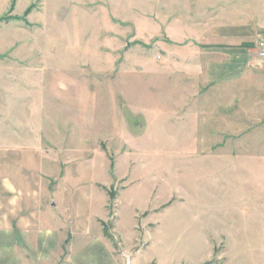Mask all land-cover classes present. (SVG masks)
Segmentation results:
<instances>
[{
    "label": "rangeland",
    "instance_id": "obj_1",
    "mask_svg": "<svg viewBox=\"0 0 264 264\" xmlns=\"http://www.w3.org/2000/svg\"><path fill=\"white\" fill-rule=\"evenodd\" d=\"M243 3L0 0V155L75 188L123 264H264V104L198 125L230 99L180 72L187 35Z\"/></svg>",
    "mask_w": 264,
    "mask_h": 264
},
{
    "label": "crops",
    "instance_id": "obj_2",
    "mask_svg": "<svg viewBox=\"0 0 264 264\" xmlns=\"http://www.w3.org/2000/svg\"><path fill=\"white\" fill-rule=\"evenodd\" d=\"M243 4L245 7L237 11L242 16L213 13L209 22L200 23L203 27L194 31L195 37L187 35L200 45L186 42L188 53L195 48L190 56L196 60L192 64L184 61L181 74L220 89L230 99L226 105L239 104L241 108L231 115V107L216 110L224 104L216 101L210 109L201 106L186 112V119L194 117L198 125L209 124L211 128V116L220 113L226 114L227 123L238 116L241 125L249 126L253 119L248 121L246 107L264 104V57H258L253 49L259 35L264 39V16L257 13L262 3L246 0ZM205 37L208 39L204 41ZM8 146L4 145L0 155V264H123V257L105 238L98 219H85L87 206L77 207L76 189L59 188V174L44 178L35 170H27L21 163L29 157H8L12 149ZM61 195L64 205L59 203Z\"/></svg>",
    "mask_w": 264,
    "mask_h": 264
},
{
    "label": "built area",
    "instance_id": "obj_3",
    "mask_svg": "<svg viewBox=\"0 0 264 264\" xmlns=\"http://www.w3.org/2000/svg\"><path fill=\"white\" fill-rule=\"evenodd\" d=\"M264 45V44H263ZM260 55H264V50H262L261 52H259Z\"/></svg>",
    "mask_w": 264,
    "mask_h": 264
}]
</instances>
